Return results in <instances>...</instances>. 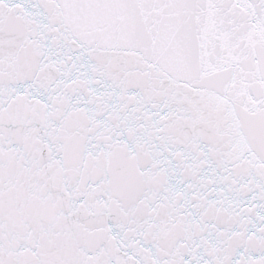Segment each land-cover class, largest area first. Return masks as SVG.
<instances>
[{"label":"snow or ice","instance_id":"obj_1","mask_svg":"<svg viewBox=\"0 0 264 264\" xmlns=\"http://www.w3.org/2000/svg\"><path fill=\"white\" fill-rule=\"evenodd\" d=\"M0 264H264V0H0Z\"/></svg>","mask_w":264,"mask_h":264}]
</instances>
